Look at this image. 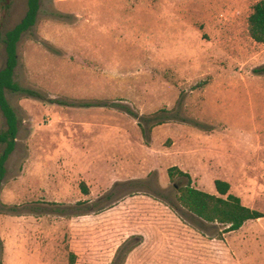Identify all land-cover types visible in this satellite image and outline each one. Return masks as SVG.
<instances>
[{"label":"rangeland","instance_id":"rangeland-1","mask_svg":"<svg viewBox=\"0 0 264 264\" xmlns=\"http://www.w3.org/2000/svg\"><path fill=\"white\" fill-rule=\"evenodd\" d=\"M258 1L40 0L15 80L42 96L7 92L20 127L0 187V225L20 221L23 264H107L130 216L144 221L151 198L170 211L189 181L217 195L228 181L264 214V43L248 23ZM10 2L1 37L27 11ZM172 166L190 178L171 181ZM201 226L203 264H264V217Z\"/></svg>","mask_w":264,"mask_h":264},{"label":"trees","instance_id":"trees-1","mask_svg":"<svg viewBox=\"0 0 264 264\" xmlns=\"http://www.w3.org/2000/svg\"><path fill=\"white\" fill-rule=\"evenodd\" d=\"M10 5V0H0L2 9L8 10ZM40 7V0H27V11L24 17L12 29L6 31L3 37L0 36L6 53L5 65L0 69V113L6 121V128L0 131V144L3 145V150L0 153V187L7 173V161L16 148L20 127L19 117L7 98V92H22L35 97L42 96L33 89L23 87L15 80V70L19 63L18 43L22 35L36 24ZM248 23L251 38L257 43H264V0L253 5ZM168 173L171 181L177 174L190 178V175L178 166L170 167ZM215 187L219 195L200 190L189 181L178 192L177 203L167 202V204L182 220L202 232L201 225L204 223L222 224L227 226V230L231 232L239 230L248 220L264 217L262 212L244 205L240 197L231 193L228 181L217 179ZM81 188L84 193L89 194L85 182L81 183ZM131 239L134 240L133 244L123 254L125 243L119 247L113 264H124L128 252L141 243L142 236H133ZM3 248L4 242L0 236V254ZM0 264H3L1 260Z\"/></svg>","mask_w":264,"mask_h":264},{"label":"crops","instance_id":"crops-1","mask_svg":"<svg viewBox=\"0 0 264 264\" xmlns=\"http://www.w3.org/2000/svg\"><path fill=\"white\" fill-rule=\"evenodd\" d=\"M20 178L21 175L14 179V182H18L17 180H20ZM148 198L151 197L148 196ZM127 202L131 201L124 200L118 204L116 203L106 211L94 213V217L99 219L105 217L106 219L109 212L117 213L120 207H127ZM151 202L148 203V207L151 208L147 210L149 214L144 215L143 218L146 219L142 220L140 224L137 217L130 216V219L127 221L128 228H126V235L120 236V242L111 253L110 261L107 264L112 263L113 257H115L122 244L125 243L126 246L131 241H134L131 239L133 236H142V241L128 252L124 264H203V232L192 225L190 226V224L176 215V212L171 213L172 208H168L170 211L164 210L158 205V203L164 204L160 200L151 198ZM10 219L12 221L6 219L7 226L4 228L2 226L5 224L0 225V236L4 242L1 260L3 264H23L27 259V251L23 248L25 246L24 233L21 231L20 225L19 227L15 225V223L18 224L20 221L15 218ZM115 221L118 223L122 222L123 219H115ZM105 253L106 251H99L98 257L103 259ZM38 258H40L39 264H43L41 262L42 256H34L35 260ZM96 262L97 264L102 263L103 260H97Z\"/></svg>","mask_w":264,"mask_h":264}]
</instances>
